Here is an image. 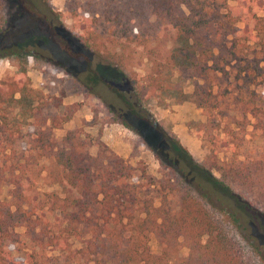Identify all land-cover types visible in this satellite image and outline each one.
I'll return each mask as SVG.
<instances>
[{
	"label": "trees",
	"instance_id": "1",
	"mask_svg": "<svg viewBox=\"0 0 264 264\" xmlns=\"http://www.w3.org/2000/svg\"><path fill=\"white\" fill-rule=\"evenodd\" d=\"M256 6L260 13L253 11ZM64 11L81 26L80 34H71L82 48L128 84L132 100L111 91L123 105L119 112L158 134L151 152L159 177L152 180L106 150L92 158L74 131L57 142L52 130L72 112L59 115L55 97L29 86L21 43L0 47V58L15 56L18 68L0 80V189L10 186L8 201L0 199V264H41L32 254L21 261L12 255L19 251L18 228L28 242L58 251L71 264H264L256 237L264 235V148L219 161L220 144L231 145L209 137L207 153L196 161L145 107L148 98L182 78L192 89L178 90L179 102L203 112L206 131L219 128L211 91L217 75L235 61L247 84L264 83V0H65ZM245 21L259 39L254 65L239 56L241 38H254L250 31L238 36L237 23ZM3 26L0 20V36ZM139 60L144 69L137 76ZM45 64L66 72L61 63ZM72 75L101 98L102 84L92 71ZM26 124L34 126L30 134L21 131ZM22 143L28 156L16 152ZM39 160L47 161L41 171L59 193H37L31 168ZM151 186L156 202L148 195ZM149 233L159 244L157 255L149 249ZM74 241L80 247H72ZM180 247L187 249L184 257L178 256ZM90 256L92 263L86 261Z\"/></svg>",
	"mask_w": 264,
	"mask_h": 264
},
{
	"label": "rangeland",
	"instance_id": "2",
	"mask_svg": "<svg viewBox=\"0 0 264 264\" xmlns=\"http://www.w3.org/2000/svg\"><path fill=\"white\" fill-rule=\"evenodd\" d=\"M64 3L65 0H0V20L4 25L0 47L11 42L21 43V53L26 56L25 75L29 86L35 91L55 97L60 103L57 108L59 115L72 112L59 129L52 130V136L57 142H60L67 131H74L82 141L86 153L92 158L98 157L102 150L112 152L137 171L143 169L146 176L156 180L159 177V166L151 149L159 144L158 134L147 123L125 111L119 112L123 105L111 91L123 93L132 100L128 84L100 58L85 51L72 36L71 33L80 34L82 29L64 11ZM253 11L260 13L259 6L254 7ZM237 28L238 36L246 37V33L250 31V35L254 37L247 42L241 38L239 47L240 58L254 65L255 52L260 46L259 39L255 37L256 33L250 22H239ZM34 55H39L40 59H34ZM16 60L15 56L0 58V80L18 73ZM48 61L61 63L66 72H59L45 64ZM137 63L135 71L140 76L144 60ZM87 69L98 76L103 85H100V99L88 94L72 75L81 74ZM239 70L240 65L233 61L226 67V73L218 74L212 82L211 91L219 106L217 129L206 131L201 127L205 121L203 112L189 101L179 102L178 90L185 94L191 92L189 80L181 78L174 82L166 92H158L156 98H148L145 107L151 118L170 130L196 161L203 159L207 153L209 137L212 140L215 136L231 145L226 147V144H220L219 161L228 160L234 155L239 158L251 156L264 148V83L247 84L242 79L244 73ZM104 89L108 91L105 92ZM253 114L257 116L253 117ZM115 119L129 124L137 134ZM33 128L34 126L26 124L21 126V131L30 134ZM226 129L233 134L224 132ZM27 148V144L22 143L17 145L16 152L20 154L23 151L28 156ZM47 164L45 160L32 164L31 169L35 173L34 188L38 194L59 193L60 188L46 178L45 171H41V166ZM9 189L8 185L1 187V200L8 201ZM148 195L156 202L157 191L153 186L148 189ZM16 231L20 234V245L17 253L12 252L15 258L21 261L32 254L41 264H71L63 262L65 258L58 251L50 247L41 249L28 242L22 229L18 228ZM147 236L150 251L155 255L159 254L156 237L151 233ZM256 237L264 253V235L257 232ZM80 245L78 241L72 242V247ZM186 253L187 249L180 247L178 256L184 257ZM91 257L86 261L92 263Z\"/></svg>",
	"mask_w": 264,
	"mask_h": 264
}]
</instances>
